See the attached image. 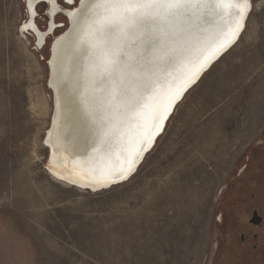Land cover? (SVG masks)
<instances>
[{
    "label": "rangeland",
    "instance_id": "1",
    "mask_svg": "<svg viewBox=\"0 0 264 264\" xmlns=\"http://www.w3.org/2000/svg\"><path fill=\"white\" fill-rule=\"evenodd\" d=\"M77 2L58 0L66 10ZM46 10L36 7L41 31ZM28 15L25 0H0V264H214L218 191L264 128V0L252 1L238 41L186 92L136 172L99 191L48 170L47 61L68 23L56 15L38 47L21 30ZM130 144L128 130L120 160Z\"/></svg>",
    "mask_w": 264,
    "mask_h": 264
},
{
    "label": "bare ground",
    "instance_id": "2",
    "mask_svg": "<svg viewBox=\"0 0 264 264\" xmlns=\"http://www.w3.org/2000/svg\"><path fill=\"white\" fill-rule=\"evenodd\" d=\"M40 1L26 0L27 10ZM94 3L66 12L72 27L53 50L56 111L46 139L51 175L92 191L133 167L179 94L232 39L249 9V3L200 0L172 6L167 16L126 12L106 22L104 7ZM128 130L131 147L120 160Z\"/></svg>",
    "mask_w": 264,
    "mask_h": 264
},
{
    "label": "flooded vegetation",
    "instance_id": "3",
    "mask_svg": "<svg viewBox=\"0 0 264 264\" xmlns=\"http://www.w3.org/2000/svg\"><path fill=\"white\" fill-rule=\"evenodd\" d=\"M41 3L47 5L48 33L34 22L36 7ZM72 9H63L58 0L34 3L32 11L27 10L29 18L23 26L29 28L24 31H30L41 47L56 28L55 16ZM216 203L214 264H264V128L239 152Z\"/></svg>",
    "mask_w": 264,
    "mask_h": 264
},
{
    "label": "water",
    "instance_id": "4",
    "mask_svg": "<svg viewBox=\"0 0 264 264\" xmlns=\"http://www.w3.org/2000/svg\"><path fill=\"white\" fill-rule=\"evenodd\" d=\"M84 1L85 0H83V2ZM250 1L251 0H248L249 9H248V11L245 14H243L241 16L240 22L238 23V26L236 28L237 30L235 32V35L232 37V39L230 41H228V43L225 46H223L217 53H215L214 57L210 61H208L207 63L204 64V66L200 69L199 74L194 76V78H193L194 80L190 84H187L185 86L186 88L183 90V92L181 94H179L180 95L179 98L173 103L170 111L167 113V117L165 118V120L163 121V124H162L161 128L159 129V133H157L155 135V137L153 138V140H152V142L150 144H147L146 146H144L143 148H141V151H140L139 155L136 158L137 160H135L134 163H133V167H130L128 170H126L125 172H123V173H121L119 175L113 174V175H111V177H107V178L101 179L100 182L103 183V184L99 188H97L96 191L106 190V189H109V188H111L113 186H116L118 184H121V183L127 181L136 172L138 166L144 160L146 154L154 147L157 138L163 133V131H164L165 127H166V123H167L166 121L169 120L168 118L173 114L176 106L182 101V99H183L184 95L186 94V92L189 89H191L199 81V79L203 76V74L205 72H207L211 68V66L214 63H216L238 41L240 34L242 33V31L245 28V23H246V20L248 18V15L250 13V9H251ZM81 3H82V0H78L76 8H74L73 10L78 11V9L80 8ZM25 5H26V9H28V6H27V3L26 2H25ZM63 15L67 19L68 27H67V29L62 34H60L59 36H57L51 42V44H50V50H49V58H48V61H47V68H48L47 86L51 90V93H52V111H51V116H50L49 128L46 131V134H45L43 143H44V145L48 149V161H50V158H51V149L48 146V144L46 142V139H47V136H48V132L50 131V129L52 127V123H53V119H54V115H55V111H56L55 90L51 86V79H52L51 59H52V56H53V50H54V46L56 45V42L60 38H63L66 34H68L70 32V30H71V27H72L71 22H70L68 16L65 15V14H63ZM45 32L48 33V27H47V30ZM78 187H80V186H78ZM84 189L91 190L89 187H85Z\"/></svg>",
    "mask_w": 264,
    "mask_h": 264
},
{
    "label": "snow or ice",
    "instance_id": "5",
    "mask_svg": "<svg viewBox=\"0 0 264 264\" xmlns=\"http://www.w3.org/2000/svg\"><path fill=\"white\" fill-rule=\"evenodd\" d=\"M71 2L72 0H69V3ZM198 2L200 0H95L92 7L99 8L103 6L105 15L102 19L106 22H112L119 19L126 12H132L140 17H151L157 14L167 16L173 14L172 6ZM224 2L247 4L248 0H224ZM85 7H88V5H85ZM161 9H164V11H161Z\"/></svg>",
    "mask_w": 264,
    "mask_h": 264
}]
</instances>
